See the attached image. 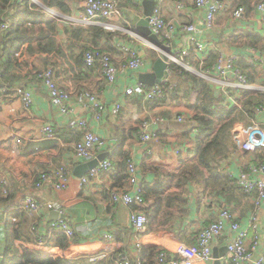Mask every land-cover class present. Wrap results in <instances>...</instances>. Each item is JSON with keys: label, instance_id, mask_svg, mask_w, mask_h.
I'll return each mask as SVG.
<instances>
[{"label": "crops", "instance_id": "0c3cea01", "mask_svg": "<svg viewBox=\"0 0 264 264\" xmlns=\"http://www.w3.org/2000/svg\"><path fill=\"white\" fill-rule=\"evenodd\" d=\"M174 1L160 0L156 3L164 19L173 18L177 14ZM182 1L193 16L191 22L202 18V12L194 7L193 0ZM39 3L44 8L46 19L40 26L25 31L24 42L11 56L13 66L10 69L12 79H19L16 84L24 83L29 88L32 102L29 107L24 106L12 88H8L0 98V180L4 178L9 189L8 200L0 195V264H10L13 256L26 250L41 251L52 258H77L108 250L133 259L140 257L145 264H153L155 257L150 258L149 247L157 250L156 246L166 245L167 238L171 236L186 244H195L201 226L215 219V204L227 206L234 212L241 226L248 229L247 245L250 244L254 236V230L249 226L255 211L254 194L243 192L233 181L224 184L220 194H210L206 198L203 196L200 200L197 198V189L188 185V194L185 195L187 203L182 208L186 213H174L172 219L161 226L150 227L147 224L146 230L138 239L129 222L132 206L110 204L107 187L112 186L113 182H120L112 167L109 172L102 173L100 177L92 178L88 184L79 187L80 177L74 176L72 171L76 165L84 162L75 158V144L80 134L67 125L65 117L50 103L42 81L32 75L49 65L52 66L56 83L69 92L76 111L82 112L92 130L108 142V148L103 151L108 153L105 159L110 162L118 160L117 152L121 146V150L134 159L140 184L142 181L144 184H152L165 172L177 173L185 162L196 158L192 129L176 120L178 115L193 117L191 105L196 91L193 90L190 79L179 71H172L168 74V79L175 88L167 92L165 98L145 101L138 96H122L124 87L130 82L139 81L141 73L153 72L155 59L160 55L151 45L140 42L141 36L135 30L136 22L131 15H142L141 0H119L120 15L90 23L82 20L84 10L79 0H65V10L46 7L40 0ZM46 21L53 24L52 31H48ZM104 22L114 24V37L119 40L133 36L134 47L139 53L143 52L146 60L145 65L137 72L121 77L112 84H107L97 66L90 68L84 61V50L94 46L117 55L118 50L116 52L114 45L112 46L113 40H110L109 31L103 27ZM243 25L244 28H233L219 23L218 28L205 35L212 44L208 53L222 50L245 58L255 69L254 79L249 82L250 91H264V63H254L249 53L250 46H246L244 40H239L246 33L258 32L259 25L253 19H248ZM237 33L239 34L235 37L232 35ZM187 35L188 33L176 37L173 43L175 46L172 47L173 54L185 45ZM235 39L237 40L231 43ZM215 62L216 60L209 69L214 68ZM187 63L188 68L202 77L201 69L196 68L199 63L192 58ZM206 80L214 83V88L222 89V84ZM227 90L229 92L224 95L225 103L231 101L229 97L235 99L241 95L240 89L235 87ZM90 94L96 95L104 104L106 111L102 113L101 119H96V109L88 101ZM119 97L122 99L120 113L118 116H111L107 110ZM157 118V123H151ZM142 121L150 122L148 128L157 132L156 140L143 142L137 138L136 130H139ZM47 124L53 129L52 137L46 136L42 131V127ZM249 124L236 121L234 126L247 127ZM253 157L254 154L240 152L235 148L232 154L222 158L221 166L227 175H237L238 168H247V160H254ZM60 168L68 172V182L64 189L56 190L51 184L44 188L36 187L41 171ZM174 190L172 188L170 192ZM25 195H32L40 201H52L56 208L65 210L64 217L75 231L72 241L65 248L46 242L51 236L46 226L47 222L53 220L50 210L34 215L27 214L28 216L24 213L29 223L21 224L23 238H13L12 221L8 217L17 208L14 204ZM263 211L264 201L261 210L257 212L256 222L260 230L264 224ZM37 217L46 219L39 230L35 229ZM105 232L112 235V242L103 237ZM154 235H157V241L150 242L149 237ZM40 241L44 244L40 245ZM139 241L143 245L141 248L136 246ZM225 244L226 238L221 236L214 245L213 258L209 264H214L215 256L221 258V255L224 264H230ZM258 252L259 248L252 249L251 259L244 264H250Z\"/></svg>", "mask_w": 264, "mask_h": 264}, {"label": "built area", "instance_id": "2783aa9c", "mask_svg": "<svg viewBox=\"0 0 264 264\" xmlns=\"http://www.w3.org/2000/svg\"><path fill=\"white\" fill-rule=\"evenodd\" d=\"M28 1L29 4L41 5L39 0ZM79 1L84 10L82 20L85 23H90L97 19H112L120 15V10L118 9L119 0ZM159 1L156 0V3ZM23 2L24 0H12V6L8 9L7 15L4 18L5 20L0 24V34L8 32L11 26V15L19 6L18 4H22ZM193 5L202 12V18L195 20V22H191L193 16L182 0L174 1L177 14L170 19H164L159 7L157 5L154 7L148 20L149 29L163 43L171 47V54L168 55L165 69L167 77L165 76L160 82L154 83L153 85H148L140 81L130 82L124 87L122 96H138L145 101L165 98L166 93L175 88V85L168 79V74L173 71L169 65L171 63L183 62L182 64L185 68H188L189 64L185 62V59L190 57L201 66L208 55L207 53L212 49V44H210V40L205 35L218 28V19L221 16H225L227 11H230L229 16L226 18L228 26L244 28L245 25L243 23L248 19H253L259 25L258 33L264 36V1L255 3L252 5V9L242 5L231 9V0H193ZM103 27L115 35L116 29L114 24L104 22ZM186 33L188 35L185 45L173 54L172 47L175 46L173 44L174 40L178 35H185ZM114 35L112 36V40L113 45L118 50L117 55L104 50L87 49L84 52L86 65L90 67L97 66L107 84H112L121 77L137 72L146 63V60L140 56L139 51L134 47L135 41L133 36L119 40ZM139 40L140 42L143 41L146 45H150L144 38L139 37ZM249 50L254 63H264V53L254 48H250ZM238 58L237 53H226L221 50L218 52L214 68L205 69L206 73L201 74V76L222 84L221 92L224 95H227V92H229L227 88L231 87L240 89L242 94L244 90H250L251 85L248 82L247 75L236 65ZM36 77L42 81L52 106L65 117L66 123L70 128L77 130L81 134L80 139L75 144V158L79 161H86L95 157L99 152L105 151L109 146L108 142L92 130L87 117L82 112L78 113L76 111L75 104L71 101L69 92L59 87L56 83L52 66L49 65L45 69L38 71ZM7 90V84L0 83V98ZM12 90L21 98L24 106H30L32 102L31 92L24 83L15 84ZM87 98L88 101L92 102L93 108L96 109V119H101L102 113L106 111L104 104L94 94H90ZM229 99L231 100V104L240 106L236 97L235 99L229 97ZM121 107L122 99L119 97L112 102L107 112L111 116H118ZM158 120L159 118L151 123L155 124ZM176 120L184 123L188 128L194 129L195 123L191 117L188 118L184 115H178ZM149 124V121H142L139 130H137V138L143 142L157 139V132L155 130H149ZM234 124L232 127V140L238 151L253 153L256 151L261 152L264 149V105L255 108V116L247 127H236ZM42 131L48 137L53 136V129L49 124L44 125ZM110 168V160H102L88 173L79 178V187L88 184L92 178L100 177L103 172L108 171ZM137 171L138 167L134 159L129 158L126 165L127 185L124 188H113L109 190L110 204L144 205ZM229 176L236 181L238 187L244 192L254 194L253 203L255 211L249 225L250 229L254 230V236L250 244L247 245L248 229L241 226L234 212L227 206L215 204L213 206L215 219L201 226L197 232L195 244H186L176 237L171 236L167 238L166 245H152L156 246L158 251L154 264H209L213 258L212 252L214 245L221 236H225L226 238L225 246L230 264L246 263L252 257L251 250L255 248H259V252L250 264H264V224L260 230V226L256 222L258 218L257 212L261 210L264 201V153L261 154L260 160H252L250 158V160H247V168H238L237 175L230 173ZM67 182L68 172L66 169H51L40 174V178L36 182V187L44 188L51 184L56 190H62L66 187ZM0 186L3 196L7 191L9 192L7 181L4 178L0 180ZM14 205L17 209L25 211L28 215L39 214L40 211L48 212L53 209L58 210L59 216L47 222L48 232H58L63 234L67 240L73 239L74 229L72 224L64 217L65 210L56 208L52 201H40L32 195H25L23 199L17 201ZM42 218L37 217L36 230H39L40 225L46 221V219ZM11 221H15L14 216L11 217ZM129 222L136 234V238H140V235L146 230L148 223L146 214L140 210H132L129 214ZM102 235L108 242L113 241L110 233L105 232ZM155 237L157 235L150 236V242L157 241ZM150 242L146 243L151 245ZM39 244L43 245L44 242L40 241ZM153 244L159 243L153 242ZM136 246L141 248L143 245L139 241ZM110 253V251L106 250L105 252L91 254L88 256V261L103 260ZM113 264L143 263L138 258L131 260L126 255L118 254Z\"/></svg>", "mask_w": 264, "mask_h": 264}, {"label": "trees", "instance_id": "16d2710c", "mask_svg": "<svg viewBox=\"0 0 264 264\" xmlns=\"http://www.w3.org/2000/svg\"><path fill=\"white\" fill-rule=\"evenodd\" d=\"M40 1L46 7L65 10V0ZM261 1L264 0H231V9L237 8L241 5L252 9V5ZM18 5L17 9L14 10L11 15V26L8 32L0 34V83L7 84L8 88H12L19 81V79L14 80L10 76V69L13 66L11 58L12 54L14 51H17L19 45L24 42L25 31L34 26H40L46 19L43 7L34 3L29 4L28 0H24L22 4ZM11 6L12 0H0V24L5 20L4 18ZM229 14L230 11H227L225 16L222 17L227 18ZM46 24L47 29H49L48 31H52L54 28L53 24L49 21H46ZM238 34L239 33L232 35L235 37ZM108 35L111 40L114 34L108 32ZM237 39L231 41V43H234ZM240 39L244 40L243 43L246 46H250L251 48L257 47L261 52L264 50V36H261L258 32H254V34L246 33L245 36H241L239 40ZM113 47L117 52V48L115 46ZM87 49L104 50L110 53V51L102 49L99 46L86 48L84 52ZM217 57L218 52L216 51L208 53L201 66L196 62L198 64L196 68L201 70L211 68ZM188 59L190 60L191 58H186L185 62H187ZM236 65L247 75L248 82H251L254 79L255 69L245 58L239 56ZM169 67L171 70L179 71L187 79H190L192 82V88L196 91L194 102L191 105L194 112L192 119L195 126L192 133L195 136L194 153L196 154V158L185 162L177 173L165 172L152 184H144L142 181L141 196L144 200V205L130 206H132V210H140L146 214L148 218L147 224H149L150 227L152 225H164L172 219L176 212L180 214L186 213V210H183L182 208L187 203L185 195L188 194V185H192L197 189L198 200L203 196L206 198V196H209L210 194H220L224 189L223 185L230 181H233L237 185L236 181L227 175L221 166L222 158L232 154L236 148L232 140L233 124L236 121L251 123L255 116V108L264 105V91L244 90L240 97H236L240 103V106L238 107L230 102L225 103L224 94L221 90L214 88L213 84L209 83L206 79L192 74L176 63H171ZM37 72L34 75H31L36 77ZM78 134L80 133L78 132ZM117 153L119 159L115 162H111V167L116 178L119 179L120 182H113L112 186L107 187L108 198L109 190L113 188H124L127 185L126 165L130 157L127 153L121 150V146ZM263 153L264 149L261 152H253V158H255V160H260L261 154ZM46 170L41 171L40 174ZM110 170L111 168L106 172H109ZM172 188H175V190L170 192ZM239 189L242 190L241 188ZM4 198L8 200L9 194ZM24 213L27 215L25 211H21L17 208L12 211L11 217H15V221L12 222L13 238H23L20 230L21 224L23 222L29 223V220ZM11 217L8 218L11 219ZM50 235V238H47L48 240L46 239V242L56 244L62 249L67 246L68 241H72L67 240L63 234L58 232L50 233ZM50 240H52V242ZM149 249L150 258L155 257L154 264L156 262L158 251L155 247H149ZM117 256L118 252H113L103 260L89 262L88 256H80L77 258H52L41 251L26 250L23 253L13 256L10 264H113L114 259ZM130 259L135 260L136 258ZM138 259L145 264L140 257Z\"/></svg>", "mask_w": 264, "mask_h": 264}, {"label": "water", "instance_id": "95a60500", "mask_svg": "<svg viewBox=\"0 0 264 264\" xmlns=\"http://www.w3.org/2000/svg\"><path fill=\"white\" fill-rule=\"evenodd\" d=\"M143 12L139 16L137 14L131 15V18L136 22L135 30L138 35L147 40V42L154 48L159 50L160 55L155 59L153 64L152 73H141L139 75V81L148 85H153L154 83L160 82L166 76V66L168 55L171 54V47L163 43L156 34L151 33L148 20L152 14L154 7L156 6V0H141ZM140 56H143V52H140ZM108 156L107 152L98 154L97 156L86 160L78 165H76L72 171L73 175L76 177H81L88 173L92 168L98 165L99 162L104 160ZM51 219H56L58 217V211L50 210ZM62 216V215H60ZM227 250V249H226ZM214 264H224L223 256L221 258L215 256ZM1 258V257H0Z\"/></svg>", "mask_w": 264, "mask_h": 264}, {"label": "rangeland", "instance_id": "374dc122", "mask_svg": "<svg viewBox=\"0 0 264 264\" xmlns=\"http://www.w3.org/2000/svg\"><path fill=\"white\" fill-rule=\"evenodd\" d=\"M225 21V22H224ZM225 24V26H228V23H226V17H220V21H218V24ZM251 48V47H250ZM254 49H256V50H260L259 48H257V47H253ZM183 63V62H182ZM182 63H176V64H178V65H180L181 67H183V68H185V66L182 64ZM186 70H188V71H190L191 73H193V74H195V75H197L196 73H194L195 71H193L192 69H190V68H185ZM202 71V74H204V73H206L205 72V70H201ZM199 76V75H198ZM1 103V102H0ZM0 105H2V104H0ZM9 194V192L7 191V193H5L4 194V196H3V194L1 193V190H0V195L2 196V197H5L6 195H8ZM113 209V206H110V209Z\"/></svg>", "mask_w": 264, "mask_h": 264}]
</instances>
